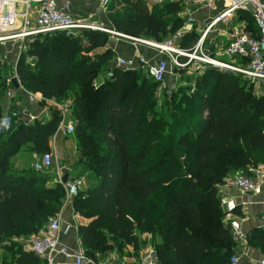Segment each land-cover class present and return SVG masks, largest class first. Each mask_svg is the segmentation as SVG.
Returning a JSON list of instances; mask_svg holds the SVG:
<instances>
[{
	"label": "trees",
	"instance_id": "trees-1",
	"mask_svg": "<svg viewBox=\"0 0 264 264\" xmlns=\"http://www.w3.org/2000/svg\"><path fill=\"white\" fill-rule=\"evenodd\" d=\"M182 10L176 0H109L106 29L162 42L183 26ZM238 22L259 39L250 13L239 12ZM111 36L82 30L32 37L16 66L28 93L71 103L73 136L94 179L72 201L74 212L89 222L78 228L84 256L96 262L98 255L137 248L139 231L159 240L157 264H231L235 243L219 191L249 167L264 165V92L257 94L241 74L213 66L187 77L188 87L183 79L176 91L162 89L141 64L134 70L114 66ZM197 39L193 30L182 47L192 48ZM233 64L242 67L246 60ZM172 70L183 76L192 68ZM1 77L0 69V121H8L7 129L0 128L1 264H45L18 240L43 232L61 212L65 190L32 167L16 168L13 158L51 154L62 118L51 108L32 124L12 117L4 96L15 88ZM18 101L25 103L22 96ZM247 241L264 255V232Z\"/></svg>",
	"mask_w": 264,
	"mask_h": 264
},
{
	"label": "built area",
	"instance_id": "built-area-1",
	"mask_svg": "<svg viewBox=\"0 0 264 264\" xmlns=\"http://www.w3.org/2000/svg\"><path fill=\"white\" fill-rule=\"evenodd\" d=\"M151 4H162L166 0H146ZM221 1L223 9L216 14L205 26L197 45L186 49L182 47V41L190 34L196 24L195 11L187 9L181 16L184 24L173 35H170L162 42L138 40L117 34L106 28L89 23L86 20L74 18L68 9L58 8L56 0H0V44L6 42L24 41L39 35L62 32L68 36H75L82 30L101 31L111 34L113 37L123 38L134 43L146 45L156 50L160 55L166 56L172 68L195 67V71L203 69V66H213L225 71L241 74L254 87L257 94L264 92V0H201L199 5L210 10L215 9V2ZM102 9H106L109 0H98ZM214 7V8H213ZM250 13L259 31V39L254 38L246 30V24L238 22V13ZM238 23V24H235ZM225 26V30H231L225 34L228 39L223 48L215 51L214 54L205 52L203 43L210 33L218 31ZM217 58H225L228 62ZM236 60H246L242 67L235 66ZM139 64L143 66L147 74L155 81L163 83L169 74L167 62L149 64L141 60L136 64L133 60L118 59L116 67L127 70H134ZM18 89L8 88L5 96V108L12 117L32 124L36 120L42 119L48 114L49 109H54L60 113L62 122L58 128V133L65 137H72L75 133L76 125L70 116L71 103L65 102L57 104L52 100H45L40 94L28 93L20 84L18 77H15ZM12 84V79L7 81V85ZM22 96L25 103H20L18 98ZM44 104V107L41 105ZM53 166L52 154L34 155L32 169L36 173H46ZM64 176L58 175V184L65 190L64 206L72 204L75 197L84 187V181L68 180L63 185ZM230 184L242 195H260L264 189V166L249 167L247 174L239 173L231 181L220 188ZM221 208L229 217L227 225L230 229L232 239L235 243L246 242L239 220L235 217L237 209L236 202L231 198L220 196ZM264 232V228H263ZM27 251L42 259L45 264H56L57 257L64 256L71 258L75 264L88 263L82 251H71L62 244L61 240V213L51 219L46 232H41L28 240L21 239ZM141 264H157L152 259V255H147ZM231 264H240L236 257L231 258ZM250 264H264V259Z\"/></svg>",
	"mask_w": 264,
	"mask_h": 264
},
{
	"label": "crops",
	"instance_id": "crops-1",
	"mask_svg": "<svg viewBox=\"0 0 264 264\" xmlns=\"http://www.w3.org/2000/svg\"><path fill=\"white\" fill-rule=\"evenodd\" d=\"M182 3V13L181 16L187 11V9H191L195 11L196 16V24L197 27L195 32L198 35V41L200 40L202 33L205 29V26L208 22L216 16L220 9H223V3L221 1L215 2V9L204 8L199 5L201 0H176ZM57 6L61 10H66L70 12V14L79 20H86L89 23L100 25L104 28L110 29V24L107 20L105 10L101 8L98 0H56ZM214 8V7H213ZM218 31H214V33H210L206 40L203 42L205 45V52L209 54H214L215 51L219 50L218 41L221 35L228 33L229 29L225 30V26L220 27ZM152 41V40H150ZM198 42L192 44L193 46L197 45ZM192 46V47H193ZM224 46V44H223ZM109 49L115 54V63L118 59L124 60H133L139 63L141 60L148 62L149 64H155L158 62H167L170 65L169 59L160 55L156 50L143 45L134 43L132 41L117 38L111 36ZM193 69V67H191ZM169 69L171 70L170 66ZM195 73V72H194ZM104 79L103 76H100L99 81ZM182 78L178 74H173L169 72L164 86L169 91H176L179 86H181ZM179 84V85H178ZM60 139H62V135L58 134L52 144V154L62 148ZM35 154H33L34 156ZM33 156L30 155V161L32 165ZM23 159V157H20ZM18 160V159H17ZM16 160L15 165H18ZM24 160L22 165L16 167H23ZM263 165V164H259ZM257 165V166H259ZM264 166V165H263ZM23 169V168H22ZM58 175L68 176V180H74V176L72 171L65 167L57 173L56 178L48 184L50 186H54L58 183ZM93 182L87 184L84 182V187L82 190H86ZM220 194L221 197L231 198L237 204V211L239 214H235V217L239 220L241 224V228L243 233L246 236V242H238L235 243L234 254L233 257L239 259L240 264H250L252 262L260 261L264 259V255L260 252L259 249L252 247L247 239L249 236L255 231H262L264 228V189L260 195H242L235 188H232L228 183L226 187H224ZM61 240L62 244L66 246L71 251H82V245L80 238L78 236V228L80 226H84L89 224L88 221L82 219L78 216L72 207V204H68L62 207L61 210ZM230 220L229 217L224 218V224L227 225V221ZM135 238L137 240V248L133 246H127L124 248L123 253L119 254L117 251H113L104 255H98L97 261L92 262L88 260L86 264H141V261L147 255L154 256L155 253V244L159 243L158 239H155L152 235L147 233H142L136 231ZM20 240H18V243ZM21 244V243H19ZM2 252L0 251V264L2 258ZM56 264H75V261L71 258H66L64 256L57 257L55 260Z\"/></svg>",
	"mask_w": 264,
	"mask_h": 264
},
{
	"label": "rangeland",
	"instance_id": "rangeland-1",
	"mask_svg": "<svg viewBox=\"0 0 264 264\" xmlns=\"http://www.w3.org/2000/svg\"><path fill=\"white\" fill-rule=\"evenodd\" d=\"M221 10L222 9H220V11ZM235 24H238V23H235ZM196 28L197 27L194 26L193 30H196ZM230 30H231V27L229 28V31ZM33 41H34L33 39L32 40L25 39L24 41L6 42V43L0 44V69L2 71V77H1L2 79L14 80L15 77H17L16 66L20 60V57L23 54L27 56L26 54L29 51V46ZM196 42H198V39ZM227 42H228L227 37L226 36L224 37V35H221L218 41V45H219L218 48L219 49L223 48V44H227ZM26 58H27V62H32L33 60L30 57H26ZM217 59L224 61V62H228V60L225 58H217ZM169 66L171 68L169 72L174 74L172 70V65L170 64ZM195 67L196 66L194 65L192 70H188V73H186V75H183V76L181 75L182 83L184 82L183 79H185V83L184 84L180 83V84L185 86L187 81H190V78H187V77H190L195 74L194 73L196 72L194 70ZM4 70H7V72L4 73L3 72ZM166 78L162 84V89H165L164 83L166 81ZM188 85H190V83H187L186 87H188ZM60 142H61L62 148L55 151L53 154L51 153L53 156L52 168L48 172L42 174L41 177L44 180H48V182H50L56 178L57 173L60 172L62 168L67 167L72 171L75 180L82 179L87 184L94 182V179H92V177L88 174L89 172L87 171V169L84 167V165L81 162V152L79 149L80 146H79L78 139H76L75 136H72V137L62 136V139H60ZM20 157H23V159H21ZM16 160L18 162V165L16 164L17 167L19 166V164L22 165V162L24 160V164L22 168L30 169L29 167H31V161H30L29 153L22 152L21 154L13 158L14 163H16ZM32 164H33V161H32ZM16 165L14 164L15 167ZM22 168L19 167L18 169L21 170ZM47 226L43 229V232H46Z\"/></svg>",
	"mask_w": 264,
	"mask_h": 264
},
{
	"label": "water",
	"instance_id": "water-1",
	"mask_svg": "<svg viewBox=\"0 0 264 264\" xmlns=\"http://www.w3.org/2000/svg\"><path fill=\"white\" fill-rule=\"evenodd\" d=\"M12 84L14 86V88L17 90L18 89V83L16 81V79L12 80ZM68 182V176L65 175L63 178V185H65ZM156 255L152 256V259L156 261Z\"/></svg>",
	"mask_w": 264,
	"mask_h": 264
},
{
	"label": "clouds",
	"instance_id": "clouds-1",
	"mask_svg": "<svg viewBox=\"0 0 264 264\" xmlns=\"http://www.w3.org/2000/svg\"><path fill=\"white\" fill-rule=\"evenodd\" d=\"M7 127H8L7 119L0 121V128L7 129Z\"/></svg>",
	"mask_w": 264,
	"mask_h": 264
}]
</instances>
